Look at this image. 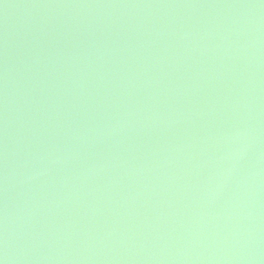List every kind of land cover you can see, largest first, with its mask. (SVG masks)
<instances>
[{"label": "water", "instance_id": "1", "mask_svg": "<svg viewBox=\"0 0 264 264\" xmlns=\"http://www.w3.org/2000/svg\"><path fill=\"white\" fill-rule=\"evenodd\" d=\"M3 264H264V0H0Z\"/></svg>", "mask_w": 264, "mask_h": 264}, {"label": "snow or ice", "instance_id": "2", "mask_svg": "<svg viewBox=\"0 0 264 264\" xmlns=\"http://www.w3.org/2000/svg\"><path fill=\"white\" fill-rule=\"evenodd\" d=\"M0 264H3V261L2 260H0Z\"/></svg>", "mask_w": 264, "mask_h": 264}]
</instances>
